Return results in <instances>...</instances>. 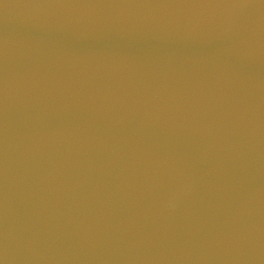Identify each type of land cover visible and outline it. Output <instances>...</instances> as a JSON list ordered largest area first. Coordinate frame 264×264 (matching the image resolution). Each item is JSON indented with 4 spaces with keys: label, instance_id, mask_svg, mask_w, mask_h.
<instances>
[{
    "label": "water",
    "instance_id": "obj_1",
    "mask_svg": "<svg viewBox=\"0 0 264 264\" xmlns=\"http://www.w3.org/2000/svg\"><path fill=\"white\" fill-rule=\"evenodd\" d=\"M0 264H264V0H0Z\"/></svg>",
    "mask_w": 264,
    "mask_h": 264
}]
</instances>
